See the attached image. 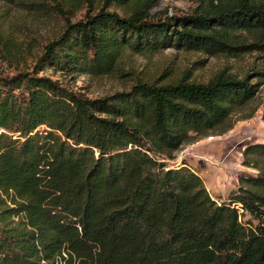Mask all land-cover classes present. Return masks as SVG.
Wrapping results in <instances>:
<instances>
[{"label":"trees","instance_id":"16d2710c","mask_svg":"<svg viewBox=\"0 0 264 264\" xmlns=\"http://www.w3.org/2000/svg\"><path fill=\"white\" fill-rule=\"evenodd\" d=\"M153 1L103 0L67 21L31 69L0 76V264H264V142L245 145L242 164L256 173L223 200L176 162L184 144L252 117L234 115L264 70L137 80L101 97L41 74H114L128 49L264 52V0L165 18Z\"/></svg>","mask_w":264,"mask_h":264},{"label":"rangeland","instance_id":"374dc122","mask_svg":"<svg viewBox=\"0 0 264 264\" xmlns=\"http://www.w3.org/2000/svg\"><path fill=\"white\" fill-rule=\"evenodd\" d=\"M102 1L0 2V76L31 69L44 45L61 32L67 21L82 18ZM218 3L219 0H154L150 3V13L154 18H165L190 14L198 7L204 9ZM109 5L110 10L125 13V9L115 3L110 2ZM222 70L240 77L252 74L251 71L264 70V52H243L235 57L230 53L211 54L177 48L146 53L128 49L121 58L119 70L114 74L67 75L54 69H47L41 74L59 80L83 96L101 97L129 88L137 80L167 82L186 75L191 81L207 82ZM250 77L252 82L260 83L259 91L248 106L235 113L234 118L250 113L252 117L236 120L234 127L224 134L186 143L176 153V162L186 159L203 176L211 194L220 200L227 199L230 192L237 189L240 174L256 173V170L242 164L245 145L264 142V76L252 74ZM248 220L257 223L250 215H242V221Z\"/></svg>","mask_w":264,"mask_h":264},{"label":"crops","instance_id":"0c3cea01","mask_svg":"<svg viewBox=\"0 0 264 264\" xmlns=\"http://www.w3.org/2000/svg\"><path fill=\"white\" fill-rule=\"evenodd\" d=\"M206 186H207V188H210V186L206 183ZM215 190L217 189V188H214Z\"/></svg>","mask_w":264,"mask_h":264}]
</instances>
